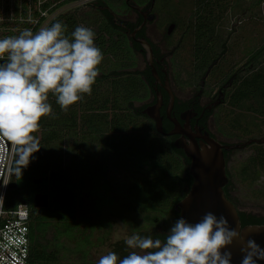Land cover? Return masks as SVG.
Masks as SVG:
<instances>
[{
  "label": "trees",
  "instance_id": "16d2710c",
  "mask_svg": "<svg viewBox=\"0 0 264 264\" xmlns=\"http://www.w3.org/2000/svg\"><path fill=\"white\" fill-rule=\"evenodd\" d=\"M72 1L74 0H66L58 5ZM239 2L240 0H235V4L239 5ZM257 2L264 5V0ZM84 7H74L59 14L47 27L62 21L67 25L66 35L69 36L78 25L90 27L96 34L94 44L100 48L103 57L113 54L120 44L112 38L108 30V25L116 30L112 20L107 26L100 25L99 18L92 11H82ZM255 8L256 6H248L247 10L255 11ZM209 17L211 18V15ZM257 52L260 53L255 64L258 69L245 77L239 90L245 87L254 94L255 83H260L264 106V44ZM98 70L99 75L92 86V94H84V101L71 105L66 113L56 103V97L49 93L48 102L53 108L55 118L42 117L39 131L33 133L38 136L39 133L47 131L66 132L71 140L67 151L61 147L54 149L51 141H47L43 149L45 154L63 155L64 158L67 156L66 162L59 168L27 167L23 170L22 177L16 175L18 186L8 190L5 209H14L22 203L27 204L30 209L28 264H50L59 261L63 247L61 236L68 231L73 232L76 228L75 213L84 198L92 197L97 209L105 210L107 207L112 211L115 207L121 208V204L130 206L132 210L145 211L158 210L159 206L168 205L171 194V155L153 134L154 126L139 121L135 116H143L149 122L147 115L142 113V108L136 113L132 112L134 101L126 102V98L123 99L121 92L117 91L116 82L121 79L124 71H106L103 60L98 65ZM129 72L142 76L149 96L154 81L151 70L148 68L126 73ZM158 73L163 77V69L158 68ZM247 108L256 111L254 106ZM89 141L91 143L87 144ZM93 142L99 147L100 152L96 154L87 150L91 149ZM17 158L16 153L14 170ZM117 172L121 173V177L115 176ZM38 178L42 181L35 184L33 180ZM191 182L190 179V184ZM36 193L49 195L47 207H35ZM122 194L133 201L132 205L128 202L121 203ZM117 200H120V203H117ZM242 218L246 223L256 224L262 221L251 213H242ZM51 229L55 230L54 237L47 239V233ZM151 236L162 240L165 238L164 234Z\"/></svg>",
  "mask_w": 264,
  "mask_h": 264
},
{
  "label": "flooded vegetation",
  "instance_id": "af4514ba",
  "mask_svg": "<svg viewBox=\"0 0 264 264\" xmlns=\"http://www.w3.org/2000/svg\"><path fill=\"white\" fill-rule=\"evenodd\" d=\"M152 2L153 0H96L83 6L89 7V11L95 13L93 14L99 18L100 25L105 24L107 26L110 20H112L116 31L121 33V36L118 35L124 39V42L126 41L128 48L132 52H136L142 56L145 63L144 69L149 68L151 72L153 68L157 72L158 68L163 69V77L158 73L162 82L156 83V79L154 78L153 84L150 87V95L146 98L148 102L139 106L134 105L131 110L135 113L140 108L143 110L157 102L158 93H161L163 96L160 113L164 133H159L155 130V135L158 137L157 140L161 143L162 147L171 155L170 159L172 164H170L171 176L169 180L171 184L169 193L171 194L168 199V205H161L158 210H150L159 212L160 214L152 218L147 214L149 210H141L143 211V217L140 220L133 217V214H137L139 210H134L130 214L125 215L122 211L97 209L95 207V200L91 197L90 199L94 203L93 207L98 210H93L97 217H91L92 213L85 210L87 208L86 205H83V210H78L75 213L77 216V220L75 221L77 225L74 229L78 233H75V231L65 233V237H67L65 241H68L67 243H70L71 239L75 241L73 247L67 244L63 264H96L100 252L98 250L93 251L92 248L96 246L95 242L98 248L100 240L104 238L105 240L108 239L106 235L117 226V221L135 226L133 231H137L142 235H166L174 221L180 217V211L176 210L175 206L188 194L194 178L189 171L191 159L185 155L182 148L175 146V142L177 139L184 138L187 143H190L191 139L183 133L166 134L175 127L171 119H178L181 124L179 129L188 133L198 144L206 142L204 136H208L223 145H240V147L231 150H224L226 173L229 179L228 184L224 187V191L228 199L238 208L242 226L255 224L246 223L242 218V213L254 214L259 219H262V221L256 224H264L263 215L239 208L235 198L232 196L233 177L231 176L229 168L230 156L234 152L264 144V142L260 141L264 138V134L262 138H257L250 132L253 126L252 122H250L251 116L249 115L250 113L264 115V106H262L263 98L260 90L261 85L260 83H255L254 94H251L250 90L245 87H241L243 90H239V86L245 77L250 76L258 69L255 64L258 61L260 53L254 49V52L246 55L242 53L243 49H240V46L235 45L234 47L238 49L236 53L242 54V57L230 66L229 62L225 59L230 49H233V47L230 48L229 42L215 39L203 41L198 36H194L195 38L192 39L194 58L193 83L188 87L189 90L186 91L184 84L171 76V63L184 43L185 31H181V34L178 36L175 35L178 30V23L174 20L166 25H161L158 22L159 16L156 12L157 0H154V4ZM114 6L117 7V10L114 9ZM121 6L124 7L120 8ZM68 10L70 9H67L65 12ZM114 18H117L118 22L124 25L119 26L115 24ZM171 25H173V29L169 33ZM144 39L152 47V66L147 61L146 47L141 43V40ZM119 44L121 45V42ZM204 46L205 51H203ZM222 62L223 66L220 65ZM167 78L168 85L175 97L170 116L168 114L170 95L165 88ZM180 90L184 93L180 94ZM251 106L256 107V111H251L247 108ZM228 107L237 108L238 113H230ZM182 115L188 116V127H185L187 121L181 118ZM262 117L264 118V116ZM148 118L151 119L150 117ZM151 120L155 129V121L153 119ZM236 122L238 124L236 132L241 133L242 129H244V132L247 130V134L238 136L236 140L231 141L229 140L231 138L229 128L231 125L234 127ZM255 128L254 132L257 130L260 133V125ZM249 141L251 142L248 143ZM255 166L257 165L255 164ZM15 178L16 174L13 176V181L17 183ZM190 179L192 180L191 184ZM151 221L158 223L160 221V224L162 222L164 228L162 227L163 229L161 231L150 232L149 223ZM100 231H102V235ZM96 233L98 234L97 237L95 240H92L91 235ZM124 240L125 238H121L112 242L110 251H115L120 257L126 255L128 250L126 249ZM71 255H78V257L74 259L71 258Z\"/></svg>",
  "mask_w": 264,
  "mask_h": 264
},
{
  "label": "clouds",
  "instance_id": "9594fccd",
  "mask_svg": "<svg viewBox=\"0 0 264 264\" xmlns=\"http://www.w3.org/2000/svg\"><path fill=\"white\" fill-rule=\"evenodd\" d=\"M66 33L67 25L57 21L35 33L24 29L0 39V139L15 146L20 177L41 148L33 135L41 118H55L49 93L66 113L84 101V94H92L99 75L104 57L94 44L93 29L78 25L70 36ZM239 239L226 217L209 211L195 223L177 218L163 240L132 232L124 240L126 255L108 251L96 264H231L227 249ZM241 252V264L264 259V249L252 239Z\"/></svg>",
  "mask_w": 264,
  "mask_h": 264
},
{
  "label": "rangeland",
  "instance_id": "374dc122",
  "mask_svg": "<svg viewBox=\"0 0 264 264\" xmlns=\"http://www.w3.org/2000/svg\"><path fill=\"white\" fill-rule=\"evenodd\" d=\"M219 2H222L221 5L216 4H219ZM248 6H256V10L248 11ZM68 7L72 8L74 6ZM123 7L124 6H121L120 8ZM89 9V7H84L82 11L86 13ZM114 9L117 10V7L114 6ZM156 12L159 16L158 22L161 25H166L172 20L178 23V30L175 35L178 36L181 34V31H185L184 43L171 63V76L183 83L184 87H186V91L189 90L188 87L193 83L194 58L192 39L195 38L194 36H198L203 41L215 39L229 42L230 48L233 47V49H230L228 52L229 54L225 59L229 62L230 66L236 61H239L242 57V54L236 53L238 49L234 47L235 45L240 46V49H243L242 53L247 55L250 52H254V49H261L264 44V5L259 4L257 0H240L239 5L235 4V0H157ZM209 15H211V18ZM151 27H153V25H151ZM108 30L112 38L118 40L119 43L121 42V45L116 47L115 51L111 49L113 54H108L103 59L105 70L124 71L121 79L116 82V89L121 92L123 99L126 98V102H128V100L134 101V105L136 106L147 103L148 99L145 98L148 96V87L142 79V76H136L130 74V72L126 73L128 71L144 69L145 63L142 56L136 52H132V50L128 48L126 41L124 42V39L120 37V32L114 30L109 25ZM203 51H205V46ZM220 65L223 66V62ZM183 93L184 92H181L180 90V94ZM228 110H230V113L232 114L238 113L237 108L228 107ZM249 115L251 116L250 122H252L253 126L251 127L250 132H252L253 136L262 138L264 134V118L262 116L264 115H256L254 113H250ZM135 116L139 121L141 120L152 126L151 119H149L148 122L143 116ZM259 125L260 133L257 130L254 132V129H256L255 127H258ZM237 126L238 124L236 122L234 127L231 125L229 128L231 134L229 140L231 141L236 140L238 136H244L245 133L247 134V130L244 132V129H242L241 133H237ZM153 134L156 133L154 132ZM37 137L39 138L41 148L38 152L33 154L28 167H61L66 162L67 156L64 158L63 155L45 154L43 153V149L46 142L51 141L54 149L61 147L62 150L67 151L71 145V140L68 138L67 133L64 131H47L39 133ZM61 140L62 143L60 144ZM90 143V141L87 142V144ZM84 150H86V148ZM87 150L92 154H96L99 151V147L97 143L95 144L93 142L91 149L89 150V148H87ZM255 164L257 166H255ZM229 168L231 176L233 177L232 196L235 198L239 208L241 210L255 212L264 216V144L234 152L230 156ZM111 174H113V171ZM145 175L150 176L148 173H145ZM115 176L121 177V173L117 172ZM110 177H112V175H110ZM122 195L121 203L128 202L129 205H132L133 201L126 198V195ZM83 202L85 203L83 204ZM117 203H120V200H117ZM93 204L94 203L90 198H84L82 202H80L78 210H83V205H86L87 208L85 210L90 211L92 213L91 217L95 218L96 213H94L93 210H98L93 207ZM120 206L121 208L115 207L114 211H122L125 215L134 211L130 206L122 204ZM105 210H108V208L106 207ZM142 212L143 211L139 210L137 214L132 213L133 217L141 220V217H143ZM147 214L150 215L151 218L160 215L159 212L155 211H149ZM162 227L163 223L161 222L160 224V221L159 223L154 221L149 223L150 232L161 231L164 228ZM134 229L135 226L117 221V226L106 235L108 237L107 240H105V238L100 240L98 248L95 242L96 246L92 248V250H98L100 252V255L96 257L99 258L101 255L110 251V245L112 242L121 238H126L132 232H137L133 231ZM74 231L75 229L73 232ZM102 231H100L101 235ZM75 233L78 232L75 231ZM54 234L55 230L51 229L47 233V239L53 238ZM97 235V233L91 235L92 240H95ZM66 239L67 237L63 234L61 236L63 247L59 261L51 262L50 264H63L67 244H69L70 247H73L75 241L74 239H71V242L67 243L68 241H65ZM77 257L78 255H71V258L77 259Z\"/></svg>",
  "mask_w": 264,
  "mask_h": 264
},
{
  "label": "water",
  "instance_id": "95a60500",
  "mask_svg": "<svg viewBox=\"0 0 264 264\" xmlns=\"http://www.w3.org/2000/svg\"><path fill=\"white\" fill-rule=\"evenodd\" d=\"M154 4V0L152 2ZM115 24L123 26V23L118 22L114 18ZM173 25L169 28V33L172 31ZM141 43L147 50V61L149 65H153V51L150 43L147 40H141ZM152 75L156 79V83L162 82L157 70L153 68ZM166 89L170 95L168 106V114L170 116L171 109L174 105V95L168 85V78L165 81ZM163 104V96L158 93L157 102L142 110V113L155 121V130L159 133H164L162 116L160 107ZM181 118L186 120L185 127H188V116L182 115ZM175 124L174 129L167 132L168 135L175 133H183L190 137V143L184 138L177 139L175 146L182 148L185 155L191 159L190 174L194 181L190 187L188 194L179 201L175 208L180 211V217L187 219L189 222H197L206 212H213L218 217L223 215L227 218L229 226L240 234V239L233 242L227 249L232 253L231 264H241L243 253L241 248L245 247L247 241L252 239L264 249V224H247L242 226L239 211L236 205L228 199L225 194L224 187L228 184L229 179L226 173V160L224 150H231L240 145L221 144L215 139L204 136L206 142L198 144L188 133L179 129L181 127L178 119H171ZM259 141V140H255ZM260 141L264 142V138ZM249 141L248 143H250ZM12 176H15L13 171ZM42 181L41 178L34 179L33 182L38 184ZM17 187V183L12 181L9 185L10 189ZM34 204L37 208L47 207L49 205V195L46 193H36L34 195ZM256 264H264V259H258Z\"/></svg>",
  "mask_w": 264,
  "mask_h": 264
},
{
  "label": "built area",
  "instance_id": "2783aa9c",
  "mask_svg": "<svg viewBox=\"0 0 264 264\" xmlns=\"http://www.w3.org/2000/svg\"><path fill=\"white\" fill-rule=\"evenodd\" d=\"M0 0V39L17 36L24 29L34 33L47 27L68 6H83L96 0ZM6 59V56H5ZM16 150L11 141L0 139V264H28L30 209L19 204L5 209L9 185L13 181Z\"/></svg>",
  "mask_w": 264,
  "mask_h": 264
}]
</instances>
